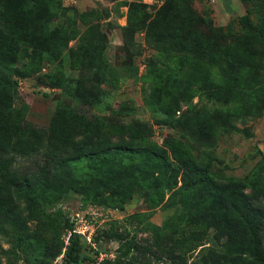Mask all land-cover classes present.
Instances as JSON below:
<instances>
[{
  "label": "rangeland",
  "instance_id": "obj_1",
  "mask_svg": "<svg viewBox=\"0 0 264 264\" xmlns=\"http://www.w3.org/2000/svg\"><path fill=\"white\" fill-rule=\"evenodd\" d=\"M50 18L49 38L43 42L47 54L27 50L16 63L26 75L15 78L11 103L26 121L47 126L56 105L64 104L82 116H99L103 129L91 139L98 145L125 141L109 124L140 123L133 145L162 148L175 162L172 148L184 161L207 167L214 181L243 180L259 171L257 186L264 202V0H57ZM187 32L200 44L220 50L240 47L237 76L245 74L251 55L260 67L261 84L253 86L259 89L255 105L243 97V80L222 82L215 65L196 62L191 53L167 41L170 35ZM98 39L103 43L99 54ZM20 47L26 45L21 42ZM99 58L104 63H98ZM184 70L193 82L218 83L216 99L197 93L178 97ZM58 77L75 90L61 93ZM79 90L99 98L97 103H82L85 95ZM130 161L101 165L108 176L119 175L115 194L93 193L101 174H92L84 163H65L60 176L66 188L54 193L49 185L37 193L32 214L17 202L21 217L14 227L25 242L13 259L0 257V264H56L63 257L59 238L65 221L72 224L77 218L90 224L105 264L199 263L204 251L200 246L176 241L189 229L194 209L180 204V173L171 189L143 186L135 174L132 187L121 173ZM10 230L0 237L1 249L17 244L9 242ZM261 238L264 244V229ZM76 246L77 258L92 256L81 239Z\"/></svg>",
  "mask_w": 264,
  "mask_h": 264
},
{
  "label": "trees",
  "instance_id": "obj_2",
  "mask_svg": "<svg viewBox=\"0 0 264 264\" xmlns=\"http://www.w3.org/2000/svg\"><path fill=\"white\" fill-rule=\"evenodd\" d=\"M55 3L57 0H0V237L7 235L5 231L11 227L12 239L9 242H17L10 243L5 250L0 248V257L13 259L15 249L21 247L23 240L25 242V238L22 240L16 235L14 227L21 217L17 202H21L28 214H32L37 193L43 192L49 185L53 186L54 193L66 188L68 185L60 176L65 163H84L92 174H101L99 184L91 187L93 193L109 190V193L115 194L119 175L108 176L101 165L125 163L130 159V164L121 173L132 187L136 177H133V181L130 178L135 174L143 186L155 190L171 189L175 176L180 173L177 192L180 204L187 210L189 207L194 209L188 216L189 229L183 231L176 241L189 242L193 244L192 247L200 246L199 251L204 250L199 263L194 264H264V244L261 238L264 202L260 200L262 192L257 186L259 171L243 180L217 182L210 178L207 167L184 161L172 148L171 156L175 162L167 159L162 148L144 143L133 145L138 139L137 130L142 129L140 123L109 124V130L118 138L124 136L125 141L98 145L91 139L103 129L99 116H82L59 103L54 108L49 124L39 126L26 121L12 105L15 78L26 75L17 68L16 63L22 52L27 50V54L32 51L43 56L47 54L43 42L49 38V22ZM26 11L30 12V16H27ZM188 34L170 35L167 41L176 43L182 53H191L196 57V62L207 61L215 65L217 76L222 82L234 78L243 80V97L255 105L259 89L255 91L253 86L261 84L260 67L252 63L251 55L244 65L245 74L237 76L236 64L241 57L239 52L242 51L240 47L220 50L219 46L213 44L206 46L204 41L200 44L199 38H190ZM21 42L26 45L24 49L19 48ZM102 49L103 43L98 39L97 54ZM98 63L104 61L99 58ZM188 72L184 70L179 76L181 85L175 92L178 97L186 98L197 93L215 98L214 94L221 88L218 83L193 82ZM57 83L63 94L74 89L59 77ZM78 93L85 95L84 104L95 105L99 99L87 91L79 90ZM76 135H80L81 139L74 140ZM189 198L192 199L190 204L187 201ZM206 205L211 208L202 210L204 212L198 211V208ZM71 229V222L65 221V230ZM116 237L121 239L122 235ZM79 239L77 234H70L59 264H77L80 259L91 260L87 255L77 258L74 253ZM59 242L61 246V238ZM106 259L101 264L107 263Z\"/></svg>",
  "mask_w": 264,
  "mask_h": 264
},
{
  "label": "built area",
  "instance_id": "obj_3",
  "mask_svg": "<svg viewBox=\"0 0 264 264\" xmlns=\"http://www.w3.org/2000/svg\"><path fill=\"white\" fill-rule=\"evenodd\" d=\"M72 221V220H70ZM71 233H75L79 236V238L85 243L87 248L92 252V256H90L91 260L85 262V264H101V261L106 258L103 250L99 249L96 245V242L92 238V228L90 224L87 223L82 218H77L72 222V229L71 230H65L63 233V237H61L62 240V248H61V254L60 257H62L66 245L69 242V236ZM61 262V259H59L56 264H59Z\"/></svg>",
  "mask_w": 264,
  "mask_h": 264
}]
</instances>
